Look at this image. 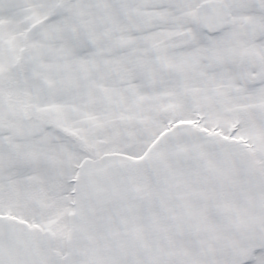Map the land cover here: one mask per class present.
<instances>
[{"label":"snow or ice","instance_id":"6c2138e0","mask_svg":"<svg viewBox=\"0 0 264 264\" xmlns=\"http://www.w3.org/2000/svg\"><path fill=\"white\" fill-rule=\"evenodd\" d=\"M0 264H264V0H0Z\"/></svg>","mask_w":264,"mask_h":264}]
</instances>
